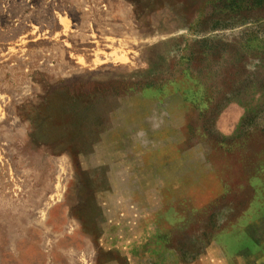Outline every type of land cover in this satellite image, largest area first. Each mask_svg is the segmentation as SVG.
<instances>
[{"label": "rangeland", "instance_id": "rangeland-1", "mask_svg": "<svg viewBox=\"0 0 264 264\" xmlns=\"http://www.w3.org/2000/svg\"><path fill=\"white\" fill-rule=\"evenodd\" d=\"M213 184L264 198V0H0V264H155Z\"/></svg>", "mask_w": 264, "mask_h": 264}, {"label": "crops", "instance_id": "crops-1", "mask_svg": "<svg viewBox=\"0 0 264 264\" xmlns=\"http://www.w3.org/2000/svg\"><path fill=\"white\" fill-rule=\"evenodd\" d=\"M214 185L203 191L211 192L206 200L194 199L204 193H199L195 188L197 186L192 185L191 198L176 203L167 213L164 211L159 216L160 222L155 231L158 242L151 243L148 237L144 250L145 255L158 259L155 264H264V198H254L234 215L229 214L223 211L232 205L225 199L227 187L225 189L220 184L216 188ZM212 189H216V193H212ZM204 215L209 220L206 226L198 224ZM211 218L213 221H210ZM189 222L194 223V231L185 232L186 236H183L184 231L180 228ZM187 237L191 241L184 244L182 240ZM167 254H174L175 261L166 262L160 258Z\"/></svg>", "mask_w": 264, "mask_h": 264}]
</instances>
